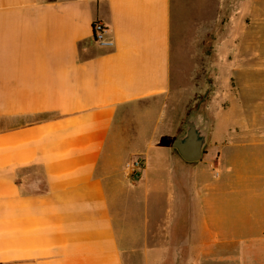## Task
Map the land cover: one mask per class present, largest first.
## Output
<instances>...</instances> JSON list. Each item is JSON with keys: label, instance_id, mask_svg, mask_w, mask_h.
Segmentation results:
<instances>
[{"label": "crops", "instance_id": "obj_1", "mask_svg": "<svg viewBox=\"0 0 264 264\" xmlns=\"http://www.w3.org/2000/svg\"><path fill=\"white\" fill-rule=\"evenodd\" d=\"M226 19L234 0H0V264H264V126L213 124L193 163L169 144L182 69L208 39L234 53Z\"/></svg>", "mask_w": 264, "mask_h": 264}, {"label": "rangeland", "instance_id": "obj_2", "mask_svg": "<svg viewBox=\"0 0 264 264\" xmlns=\"http://www.w3.org/2000/svg\"><path fill=\"white\" fill-rule=\"evenodd\" d=\"M223 27L224 39L230 30L234 29V53L231 52L230 46L224 44L215 47L208 39L195 54V63L198 66L182 69L183 76L181 82L175 86L174 99L171 103L173 105H169V114L173 109L174 116L173 132L169 130V144L181 131L186 115L197 105L200 112L206 113L215 125L212 139L225 135V139L252 138L255 131H251L254 129L260 130L258 134L262 135L264 117L255 114L257 111L253 110L262 103V96L258 100H253L255 96L249 93V88L256 87L255 92L262 93L264 62L259 60L252 62V67L247 66L249 64L247 44L254 39L256 48L253 49L260 52V58L263 59L264 0H234V21L223 20ZM232 60L234 67L231 66ZM252 81H256L257 84L251 83ZM206 91L208 92L202 100ZM233 97L234 111L230 115L223 114V110L227 111L230 108ZM230 124H234V128ZM232 129L234 134H228ZM207 152L210 153L209 148ZM137 157L132 156L128 162ZM127 264L144 263L138 257L131 256L127 258Z\"/></svg>", "mask_w": 264, "mask_h": 264}, {"label": "water", "instance_id": "obj_3", "mask_svg": "<svg viewBox=\"0 0 264 264\" xmlns=\"http://www.w3.org/2000/svg\"><path fill=\"white\" fill-rule=\"evenodd\" d=\"M91 41L94 43L93 39ZM207 92H205L202 100ZM212 127V119L206 113L200 112L199 105H197L194 110L186 115L181 131L174 137L170 146L176 150L183 161L187 163L198 162L205 154Z\"/></svg>", "mask_w": 264, "mask_h": 264}, {"label": "built area", "instance_id": "obj_4", "mask_svg": "<svg viewBox=\"0 0 264 264\" xmlns=\"http://www.w3.org/2000/svg\"><path fill=\"white\" fill-rule=\"evenodd\" d=\"M105 32H106V28L103 24H101L99 21L96 20L92 22V39L94 40L95 44L101 46L111 45V42L106 41L105 39ZM126 167H127V175L132 180H138L139 174L144 168V161L140 157H137L132 161L128 162Z\"/></svg>", "mask_w": 264, "mask_h": 264}]
</instances>
